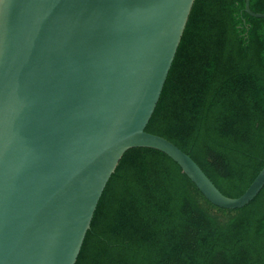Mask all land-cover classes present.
Instances as JSON below:
<instances>
[{"label": "water", "instance_id": "1", "mask_svg": "<svg viewBox=\"0 0 264 264\" xmlns=\"http://www.w3.org/2000/svg\"><path fill=\"white\" fill-rule=\"evenodd\" d=\"M196 0H0V264H76L133 148L163 152L227 210L238 198L146 128ZM246 11L253 17L264 14Z\"/></svg>", "mask_w": 264, "mask_h": 264}, {"label": "trees", "instance_id": "2", "mask_svg": "<svg viewBox=\"0 0 264 264\" xmlns=\"http://www.w3.org/2000/svg\"><path fill=\"white\" fill-rule=\"evenodd\" d=\"M264 14V0H250ZM146 131L241 197L264 168V18L246 0H196ZM208 203L232 215L221 222ZM76 264H264V188L211 204L172 158L133 148L110 178Z\"/></svg>", "mask_w": 264, "mask_h": 264}, {"label": "rangeland", "instance_id": "3", "mask_svg": "<svg viewBox=\"0 0 264 264\" xmlns=\"http://www.w3.org/2000/svg\"><path fill=\"white\" fill-rule=\"evenodd\" d=\"M205 206L209 209V211L216 217H218V219L221 222H225L229 219V217H231V213L230 212H222L220 210H218L217 208L211 206L210 204L206 203Z\"/></svg>", "mask_w": 264, "mask_h": 264}]
</instances>
